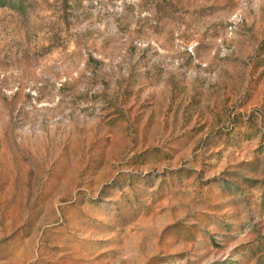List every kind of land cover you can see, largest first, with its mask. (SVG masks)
I'll list each match as a JSON object with an SVG mask.
<instances>
[{"label": "rangeland", "instance_id": "rangeland-1", "mask_svg": "<svg viewBox=\"0 0 264 264\" xmlns=\"http://www.w3.org/2000/svg\"><path fill=\"white\" fill-rule=\"evenodd\" d=\"M0 264H264V0H0Z\"/></svg>", "mask_w": 264, "mask_h": 264}]
</instances>
